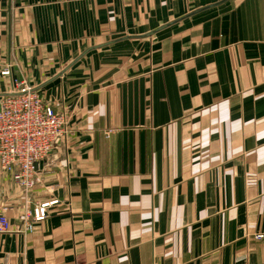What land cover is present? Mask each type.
Masks as SVG:
<instances>
[{"label": "crops", "instance_id": "0c3cea01", "mask_svg": "<svg viewBox=\"0 0 264 264\" xmlns=\"http://www.w3.org/2000/svg\"><path fill=\"white\" fill-rule=\"evenodd\" d=\"M15 80L72 134L29 196L0 172L12 228L58 200L0 264H264V0H0Z\"/></svg>", "mask_w": 264, "mask_h": 264}, {"label": "built area", "instance_id": "2783aa9c", "mask_svg": "<svg viewBox=\"0 0 264 264\" xmlns=\"http://www.w3.org/2000/svg\"><path fill=\"white\" fill-rule=\"evenodd\" d=\"M10 69L7 64L1 74L9 76ZM71 134L68 109L64 106L55 109L24 80H15L9 94L0 98V172L10 174L21 192L29 196L36 184L35 165L56 144L66 143ZM57 203L55 199L35 203L14 228L0 214V234L33 232L34 224L44 221L49 208ZM254 238L260 240L263 235Z\"/></svg>", "mask_w": 264, "mask_h": 264}, {"label": "water", "instance_id": "95a60500", "mask_svg": "<svg viewBox=\"0 0 264 264\" xmlns=\"http://www.w3.org/2000/svg\"><path fill=\"white\" fill-rule=\"evenodd\" d=\"M214 5H217V4H214ZM203 9H205V8H202V9L196 10V11L193 12L192 14H194V13H196V12H199V11H201V10H203ZM190 15H191V14H190ZM168 25H170V24H168ZM168 25H165V26H163V27H161V28H159V29H157V30L151 32V33H148V34L145 35V36H151L153 33H155V32H157V31L161 30L162 28H164V27H166V26H168ZM35 166H36V165H35Z\"/></svg>", "mask_w": 264, "mask_h": 264}]
</instances>
